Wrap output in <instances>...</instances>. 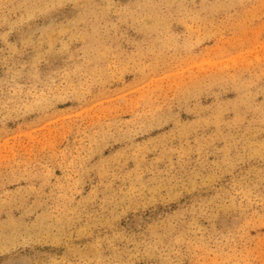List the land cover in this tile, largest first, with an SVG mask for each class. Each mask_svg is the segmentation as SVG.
<instances>
[{
    "label": "rangeland",
    "instance_id": "rangeland-1",
    "mask_svg": "<svg viewBox=\"0 0 264 264\" xmlns=\"http://www.w3.org/2000/svg\"><path fill=\"white\" fill-rule=\"evenodd\" d=\"M0 264H264V0H0Z\"/></svg>",
    "mask_w": 264,
    "mask_h": 264
}]
</instances>
